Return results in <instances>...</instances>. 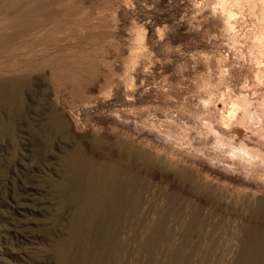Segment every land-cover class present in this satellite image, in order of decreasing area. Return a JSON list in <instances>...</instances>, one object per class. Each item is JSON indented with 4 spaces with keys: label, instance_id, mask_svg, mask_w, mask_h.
Returning a JSON list of instances; mask_svg holds the SVG:
<instances>
[{
    "label": "rangeland",
    "instance_id": "obj_1",
    "mask_svg": "<svg viewBox=\"0 0 264 264\" xmlns=\"http://www.w3.org/2000/svg\"><path fill=\"white\" fill-rule=\"evenodd\" d=\"M220 6L0 0V264H236L264 201V88L257 21ZM128 149L146 162L119 175L135 189L104 242L76 226L78 156Z\"/></svg>",
    "mask_w": 264,
    "mask_h": 264
},
{
    "label": "bare ground",
    "instance_id": "obj_2",
    "mask_svg": "<svg viewBox=\"0 0 264 264\" xmlns=\"http://www.w3.org/2000/svg\"><path fill=\"white\" fill-rule=\"evenodd\" d=\"M218 3L221 5L220 6L221 10L226 14L227 22L231 26L230 27L231 29L233 28V25L238 21L236 18V16H238L237 14L239 12H242L245 6L248 7L250 11V15L253 18H255V20L257 21L258 31L256 29L257 32L255 35V39H253V41L256 44L255 47L258 48L259 55L257 56L255 61H257L259 65V72H261V74L259 73L258 78H260V80H263L262 88H264V0H218ZM14 78L17 79V81L14 83L15 85L18 82V78L17 77ZM12 79L11 81L16 80V79L13 80ZM10 83L12 85V82ZM2 84H4V82ZM8 86L10 85H7L6 87ZM12 87L10 86V88ZM3 88L4 87H2L1 89ZM17 89L19 88L17 87ZM11 91L13 92V89H11ZM17 93H19V91ZM17 93H14L13 95L16 94L18 96ZM9 96L11 97V95ZM4 97L6 98V96ZM13 97L11 98V100L13 99ZM8 100L6 102H8ZM125 148L127 149V147ZM80 153H81L80 156H78L79 160L81 159L79 163L81 164L79 171H81L82 179H86L87 185L85 184L86 187H84L83 189L85 197L81 201L77 209L78 217L76 221V226L81 225L91 230L97 229L101 233L102 241L109 242L110 240L109 229H111V227L114 225L117 217L122 215L124 211L129 212L130 210L129 200L132 195L130 194V190L134 188L133 179L125 178V177L119 179V175L123 172H126L127 169L134 168L133 166H135L134 164L137 161H141L142 163H145L146 162L145 156L141 153L140 154L137 153V151L132 149H128L127 151L121 150L119 151L120 154L119 158L120 157L124 158V160H122L123 162H121V160L113 161L110 152H101L98 157H94V155H86L84 154V152H80ZM123 164L125 165V167ZM178 176L184 177L185 175L183 174L182 171L181 173L180 172L178 173ZM191 180H194V177ZM102 213H105L107 215V220L104 222H102L100 219ZM249 216L251 217V223L249 227L246 229L243 238V250L236 264H264V201L263 200L259 201L258 205L251 210V215ZM258 221L259 224L261 223L263 227H260V225H258ZM162 222L160 224L161 228L163 225Z\"/></svg>",
    "mask_w": 264,
    "mask_h": 264
}]
</instances>
